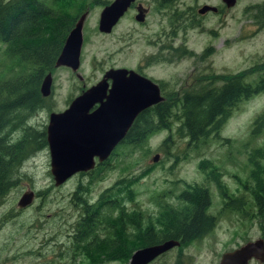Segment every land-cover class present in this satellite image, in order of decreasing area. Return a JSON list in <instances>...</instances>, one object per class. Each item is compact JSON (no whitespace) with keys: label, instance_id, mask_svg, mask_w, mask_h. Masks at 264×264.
I'll list each match as a JSON object with an SVG mask.
<instances>
[{"label":"rangeland","instance_id":"374dc122","mask_svg":"<svg viewBox=\"0 0 264 264\" xmlns=\"http://www.w3.org/2000/svg\"><path fill=\"white\" fill-rule=\"evenodd\" d=\"M43 1L66 18H73L71 24L82 12L81 9H87L88 12L81 29L83 40L77 71L82 82L68 69H53L51 93L44 98V108L25 122L26 127L44 132L49 113L61 112L81 85L88 87L97 81L98 64L100 67L101 62L105 66L118 62L120 65L132 66V60L127 55L113 54L118 47V43L112 41L117 30L104 37V45L99 44L97 15L102 7L101 1L108 0ZM260 2L264 0H238L236 8L232 10L231 29L224 25L217 29L215 37H210L207 31L192 34L194 40L187 45L191 53H186L180 62L147 69L146 74L161 79L168 92L184 91L195 86L204 88L206 79L211 77L210 81H214L222 74L230 76L245 73L246 83L255 84L264 72V30L250 36L252 26H248L238 33L240 18L237 13L246 4L251 6ZM204 24L210 25L207 20ZM241 33L244 36L239 38ZM208 44L216 46L210 56L200 53ZM192 52L196 56L200 53L199 58L189 57ZM3 53L4 45L1 44L0 79L17 76L22 72L21 65ZM134 54L137 55L138 51H134ZM209 60L211 68L205 67ZM197 61L195 67L194 62ZM263 112L264 91L240 100L223 122L218 135L208 138L197 149L186 145V140L174 130L176 125H172L169 131L150 134L135 148L119 145L95 180L87 175L76 174L57 187L49 174L46 144L40 149H32L34 152L20 166L13 168L10 176L13 185L0 205V264H87L86 259L78 256L70 245V235L80 214L79 203L82 199L95 201L104 189L118 180H135L130 189L136 206L126 204V207L136 213L151 211L157 219H160V212L155 204L159 200L166 202L179 191L190 192L192 187L208 189L210 204L204 213L214 215L217 195L211 178L222 184L229 193H236V196L245 190L248 205H254L252 175L264 177V158H260L261 152H264V125L262 130H253L252 124ZM11 127L15 129L6 133L8 142L17 140L23 133L22 128L13 124ZM166 138L170 142L162 145ZM154 155H157L156 162L151 160ZM25 192L33 193L32 201L19 209L17 201ZM186 192L183 193L184 199L188 194L191 198V192ZM249 211L252 216L254 210ZM254 221L248 219L243 224L244 228H241L240 222L235 224L233 215L223 213L221 218L216 219L215 230L208 232L203 240L174 249L153 264H217L224 250L244 241L245 237L254 239L261 234L259 224ZM115 236L117 240H123L117 234ZM62 251H67L70 258L59 256ZM119 251L122 253H116L100 264H127V255L123 250ZM73 257L74 260L71 259ZM105 257H99L98 254L97 259L103 260L99 258ZM95 264H99V261Z\"/></svg>","mask_w":264,"mask_h":264},{"label":"trees","instance_id":"16d2710c","mask_svg":"<svg viewBox=\"0 0 264 264\" xmlns=\"http://www.w3.org/2000/svg\"><path fill=\"white\" fill-rule=\"evenodd\" d=\"M66 17L59 10L51 9L43 0H0V45H4L3 54L14 58L22 71L17 76L0 79V205L13 185L14 181L10 178L13 168L20 166L34 150L45 145L43 130L26 127L25 122L44 108L45 99L39 94V85L43 76L54 69L55 58L72 26L73 18ZM234 80L226 93L183 92L181 97L168 98L143 112L145 114H140L131 124L121 146L135 148L150 134L169 131L172 125H176L174 130L186 140V145L197 149L199 144L218 135L230 109L241 99L251 98L264 90V82L260 81L243 86L241 91L238 79ZM263 118L264 112L254 119L253 130L259 128ZM12 124L22 128L23 133L17 140L8 142L6 133L15 129ZM168 142L170 140L166 138L162 145ZM104 166H96L87 176L95 180ZM134 181L118 180L104 189L95 201H80V214L70 235V245L78 256L86 259L87 264L98 261L100 264L116 253H122L119 249L128 257L132 245L122 236L119 238L123 240H117L115 231L119 230L117 223L128 220L131 215L126 204L133 198L130 186ZM196 189L192 187L190 191ZM198 198L203 201L204 196ZM184 205L182 211L165 212L171 223L189 221L180 227L174 223L171 232L180 228L189 233L201 225L207 231L209 220L201 212L205 208L203 203L200 211L196 203L187 201ZM98 254L99 257H106L98 260ZM59 256L70 258L67 251H62Z\"/></svg>","mask_w":264,"mask_h":264},{"label":"flooded vegetation","instance_id":"af4514ba","mask_svg":"<svg viewBox=\"0 0 264 264\" xmlns=\"http://www.w3.org/2000/svg\"><path fill=\"white\" fill-rule=\"evenodd\" d=\"M111 1H101L102 7L100 11H98L96 30L100 37L99 44H103L104 37L110 36L117 30L112 37V41H116V43H118V47L115 51H113V54L127 55V57L132 60V66L120 65L118 62L116 64L110 63L105 66L104 63L101 62L100 67L98 64L97 68V72L99 73L97 81L89 85L88 87L81 85V87H79L77 90V94L71 98L69 103L91 86L102 82V80L103 84L105 85V89H103L104 92L102 93L106 96L111 87V80L104 76L105 73L112 70H125L127 72L131 71L134 75H136V77L149 81L156 87L158 91V95L161 100L158 103H155L139 112L133 119V121L138 118L140 114H145L143 112L152 109L154 106L162 103L164 100L168 98L172 99L181 97L183 92L200 93L203 91H211L212 93L219 94H221L222 92L226 93L225 91L227 89H230L231 83L235 81L234 79H238L241 91L243 86L248 85V83H246V80L244 79L245 73L241 75L230 76L227 74H222L219 77L215 78L214 81H210L211 77L206 79L204 88L195 86L194 88H190L184 91L178 90L175 92H168L167 90H165V83H163L161 79H156L151 75L146 74L147 69L162 68L168 64L170 65L180 62L181 59L185 57L186 53L190 52L187 45L191 43L192 40H194V36L192 34H199L202 31H207L210 33V37H215L217 35V29H220L222 26L227 25L229 29H231V19L233 18L232 10L236 8L238 0H234V2L230 5L224 3L222 0H131L128 3L127 7L123 10L121 15L118 16L116 21L110 27L109 31L99 30L98 25L100 12ZM260 3L254 5L252 4V7L247 4L241 7L240 11L237 13L238 18H240L238 33L248 26H252V30L249 34L250 36H253L258 32L264 30V11H262V9H264V2ZM81 11L82 12L78 13L76 19H78L83 12H86V15L82 22L83 25L88 12L87 9L84 8L81 9ZM76 19L74 20V22L76 21ZM206 20L210 23L209 26H205L204 22ZM243 36V33H241L239 38H242ZM215 47L216 46H213L212 44H208L201 50L200 53L210 56L211 51ZM136 50L138 51L137 55L134 54V51ZM200 53L196 56V54L192 52V55H189V57L194 56L195 58H199ZM196 63H198V61L194 62L195 67H197ZM79 66L77 71L79 70ZM205 67L211 68L210 60L207 62ZM68 70L75 76V78L79 82H82V78L77 74V71L71 72L70 69ZM51 72H49L50 75ZM77 75L80 77V79L77 78ZM126 75H128V73ZM260 81L264 82V72L263 75L257 78L256 84ZM51 87L52 83L50 85V93ZM96 106L97 105H94L90 111L95 109ZM233 108H231L230 111ZM262 125H264V118L262 119L259 126L260 130H262L263 128ZM221 126L219 130L221 129ZM124 137L119 143H117V145L113 148L106 159H104L100 163H97L95 159L93 168L82 174L87 175L98 165H106L107 161L114 155V151L116 150V148L122 144ZM261 153L262 156L260 158L263 159L264 152ZM252 177L255 186L253 190L254 192L252 193L255 202L254 205H248L249 201L246 198L247 192L245 190L241 191L239 195L236 196V193H229L222 184H219L218 181H216L214 178H211L212 185L215 187L214 191L217 195V204L214 215L204 213L207 205L210 204V192L207 188L204 187V185V188L197 187L198 189L190 191L192 194L191 198L190 194H188V196H186L187 198L184 199L183 193L186 191L182 190L166 202H163L165 200H159L155 205L157 210L160 212V219H157L155 213L151 211H140V213H136L131 208H128V212L129 214H131L129 215V219L117 223L119 226V230L115 231V234H117L118 237L122 236L124 240L126 239L128 243L132 245V249L130 250L128 259L136 250L139 249L159 245L169 240H173L178 243V246L163 252L162 254L154 257L151 261L146 263L153 264L164 256H167L174 249L178 250L181 246H185L188 243L195 242L196 240H203L208 232L211 233L215 230L216 219L221 218V214L224 213L225 215H233L235 218V224H238V222H240L241 228H244L243 224L246 223L248 219H254V223L259 224L260 226L259 231L261 232V234L254 239H248L247 237H245L243 239L244 241L239 242L237 245L233 246L230 249L224 250L219 256V261L223 254H229L247 244L259 242L261 248L254 253L256 255V258L251 257L247 260L246 264H264V177H255L254 175H252ZM190 192L187 191L186 193ZM164 195H166V193L162 194V196ZM202 196H204V199L202 202H200L198 197ZM167 197L169 196L167 195ZM187 201H190L192 204H198L199 211L200 205L201 203H203V206H205V208H202L201 212L203 216H205L209 220L207 231L206 227L201 225L197 230L189 233L181 230L180 228H178L175 232H171V228L174 227L172 226L174 223L179 224L180 227L183 224H188L189 221H178L171 223L169 220H167L165 212L182 211L185 207L184 204H186ZM130 204H134V206H136L135 198L131 200L129 205ZM249 210H254L253 212H251L252 216L249 215ZM96 228H98L97 239L99 241V225H97ZM234 231H237L236 228L234 229ZM219 261L217 264H219Z\"/></svg>","mask_w":264,"mask_h":264},{"label":"water","instance_id":"95a60500","mask_svg":"<svg viewBox=\"0 0 264 264\" xmlns=\"http://www.w3.org/2000/svg\"><path fill=\"white\" fill-rule=\"evenodd\" d=\"M131 0H112L100 12L99 30L109 31ZM230 5L234 0H222ZM83 12L67 32L53 67H65L75 72L79 66L81 27ZM128 73V75H126ZM111 87L105 96L103 80L74 98L60 113H49L45 126V144L49 157V174L55 187L65 183L77 173L91 170L94 160L100 163L108 157L119 143L136 115L158 103L156 87L147 80L136 77L131 71L112 70L105 73ZM77 78L80 77L77 75ZM51 75L46 73L39 85L42 98L49 96ZM94 105L95 109L90 111ZM156 162L157 155L151 158ZM33 193H23L17 201L22 209L32 201ZM178 246L173 240L136 250L127 264H146L154 257ZM261 248L259 242L247 244L240 249L223 254L219 264H246Z\"/></svg>","mask_w":264,"mask_h":264}]
</instances>
